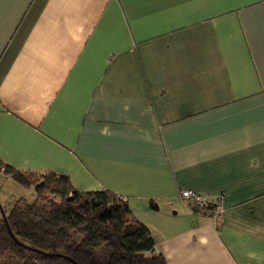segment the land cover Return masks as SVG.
I'll list each match as a JSON object with an SVG mask.
<instances>
[{
	"label": "crops",
	"instance_id": "obj_1",
	"mask_svg": "<svg viewBox=\"0 0 264 264\" xmlns=\"http://www.w3.org/2000/svg\"><path fill=\"white\" fill-rule=\"evenodd\" d=\"M0 160L123 198L166 264H264V0H0Z\"/></svg>",
	"mask_w": 264,
	"mask_h": 264
},
{
	"label": "trees",
	"instance_id": "obj_2",
	"mask_svg": "<svg viewBox=\"0 0 264 264\" xmlns=\"http://www.w3.org/2000/svg\"><path fill=\"white\" fill-rule=\"evenodd\" d=\"M0 173L35 193L5 215L15 240L0 216V264H166L149 229L113 192H79L67 176L1 160Z\"/></svg>",
	"mask_w": 264,
	"mask_h": 264
},
{
	"label": "rangeland",
	"instance_id": "obj_3",
	"mask_svg": "<svg viewBox=\"0 0 264 264\" xmlns=\"http://www.w3.org/2000/svg\"><path fill=\"white\" fill-rule=\"evenodd\" d=\"M18 199L32 202L35 199V193L32 188H24L0 173V216H2L1 210L4 215H7Z\"/></svg>",
	"mask_w": 264,
	"mask_h": 264
},
{
	"label": "built area",
	"instance_id": "obj_4",
	"mask_svg": "<svg viewBox=\"0 0 264 264\" xmlns=\"http://www.w3.org/2000/svg\"><path fill=\"white\" fill-rule=\"evenodd\" d=\"M179 194L183 201L195 207L199 215L217 220L219 216L217 206L221 202V195L213 197L207 193H199L192 190H183Z\"/></svg>",
	"mask_w": 264,
	"mask_h": 264
},
{
	"label": "water",
	"instance_id": "obj_5",
	"mask_svg": "<svg viewBox=\"0 0 264 264\" xmlns=\"http://www.w3.org/2000/svg\"><path fill=\"white\" fill-rule=\"evenodd\" d=\"M1 209V208H0ZM1 214H2V220H3V223L5 224V226H6V229H7V232H8V234L13 238V236H12V234H11V232H10V229H9V227H8V225H7V222H6V217H5V215H4V213L2 212V210H1ZM14 239V238H13ZM15 240V239H14Z\"/></svg>",
	"mask_w": 264,
	"mask_h": 264
}]
</instances>
